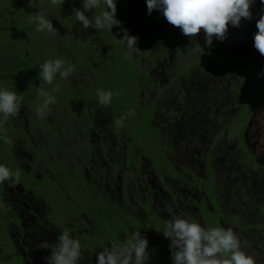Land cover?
Here are the masks:
<instances>
[{"label": "rangeland", "instance_id": "374dc122", "mask_svg": "<svg viewBox=\"0 0 264 264\" xmlns=\"http://www.w3.org/2000/svg\"><path fill=\"white\" fill-rule=\"evenodd\" d=\"M74 8L82 9V0H65V3L62 7L49 3L48 7V11L56 19H52V23L53 26L58 30L55 38L59 39L57 41V45L59 46L60 54H68V52L70 54L73 52L71 55H81L82 53L84 55L83 59L86 60L85 71L80 72V74L75 73L74 71L72 77L69 78V81L72 85H67L64 88L59 83L58 79L54 80L53 82V85H59V89H64L62 94L67 97L66 100L68 99V105L73 104L72 107L74 111L71 110V112H69L68 109H66L64 110L65 113L57 112L56 104H54L49 115L46 118L41 119L37 117L36 114L37 105L41 103V98L39 95L37 97H30L29 95L23 96L22 107L19 113L16 116L10 118L3 126H0V136H8V133L10 132L12 134L10 135L12 144L16 143L15 146L18 150L20 144L17 141L20 138L21 141H23L24 134L27 136H32V141H36L39 137L43 138L46 144H49L48 139L51 131L50 128H52V135H55L56 131H58L60 135V144H58L57 150H62L63 147L70 146V144H75L76 150L80 151L83 156H85L88 151V146L83 143L81 139L70 137V141L66 140L65 136L70 134L68 124L77 126L80 121L85 120L84 115L86 114V108L83 106V101L87 100L92 106L93 89L91 88H95L96 85L98 86V83L104 79L106 74L110 76L112 83L114 82L115 69L110 68L109 71L106 73L104 72V74L103 67L100 68V64L104 57L114 54V47L119 42V36L120 38L122 37V33L120 32L119 27H113V34L108 30H96L92 27L83 29L82 23L76 22L75 18L71 16L73 14ZM101 10L102 9L98 8L86 13V15L94 16L99 14ZM131 10H134L136 14L135 22L129 24L130 34L138 37L137 47L141 51L139 53L133 54L134 59H126L123 62L124 64L129 65L132 69L130 73L132 82L134 84L139 83V86L133 90L132 94H135L137 90L138 94L135 96V100L139 95L142 106L146 108L155 107L153 122L157 124V129L160 127L163 133L167 136V139H164L163 137L161 139L162 141H166L163 143L168 148L166 154L170 158H174L175 169L178 173L185 174L186 179L189 182H197V184H195V188L192 184L179 180L178 178H183L182 175L176 176L171 175L170 173L166 174V183H173L174 192L179 194L183 199V201H180L179 206L187 208L188 204L190 209H192L190 217L188 216V212L181 215L178 213V215L187 219L198 221L202 224V226L206 227V216L199 215L197 212V207L201 205L202 197L207 198L206 194L204 193V188L212 189L215 183L213 180L200 181L205 187L198 183L196 177L203 178V176L206 174V160L203 158L197 159L195 156H191V147L197 148L198 150L195 152L200 153L202 150H205L207 144L212 143L213 141H218V139L221 140L223 138L221 140V144H225V147H223L222 150L223 152H216L214 158L212 159V165L219 172L217 177L218 184L222 187L221 192L223 193L225 190H231V185L239 181L240 183L244 181V178L236 173L235 166L233 165L235 164L238 167L237 171H239L241 174L252 166V159L249 161H244L236 153L238 150H240L239 146H241L242 151L249 155L244 143L242 141L238 143L236 141L237 139L232 137L230 132V130L232 131V127L234 128V131L242 132L244 126L246 125V142L255 156L256 164L260 166V168L257 166H254L253 168L255 170L260 169L261 172H264V83L262 84V91L258 96V100H256V103L253 107L252 99L254 93L251 82H253L254 79L252 78L251 74H247L246 79L244 80L242 77V67L239 74L238 72L229 70L223 64L215 62H202L205 55H200L197 58L194 57L196 56V52L193 51V46L189 45L183 48L181 46L175 45V43L179 39H185L187 43L192 45H194L195 42H198L202 48L207 51H225L229 54L240 56L244 60H253L259 64L260 70L264 69V63H261L264 55H261L254 47L253 39L254 34L258 31L257 20L261 15H264V4H261L259 0H256V3L251 7L253 18L251 20L242 19L239 27H233L229 25L227 39L223 42L214 39L212 47H208L205 44L203 29H201V32L198 33L196 38H193L192 40L188 36L184 35L179 27H176V34L173 41L167 42L165 38L167 33L170 31V27L169 22L164 17L162 11L159 10V14L154 11L152 18H155L156 20H158V18H162L163 20H161L163 22L166 21V26L165 24L164 26H150L146 21L144 23L143 15L145 11L148 10L146 0H117V19L122 21L124 12H129ZM143 23L145 27H143ZM73 24L74 28L70 30L68 26H72ZM143 29H145V32L140 34ZM45 34L46 33H41V35ZM98 35L103 37L102 40L98 37ZM143 38L148 41V43L143 42ZM52 39V37H49V41L47 42V47L45 49L50 52L48 54L49 56L52 54ZM160 55H163L162 59L159 57ZM214 56L217 55H210L208 59L215 58ZM134 60L138 66L137 71H139V75L145 71L150 72L152 75L150 78V84L146 85L144 80H141L140 82V76L137 75L132 68ZM157 60H159V62ZM188 60L191 61L187 62ZM181 63L184 64L181 65ZM187 66L188 74L186 76H178L177 80L174 81L176 69H178L177 74L180 72L186 73ZM203 66H205V68H202ZM237 76L242 77L241 82ZM261 76L264 78V71L261 72ZM170 80L171 82L164 86V89L160 90V94H166L169 86L170 88H175V92L173 90L172 93H168L167 97L165 96L156 99L159 94L156 91V88L166 84ZM145 85L147 87L146 91L143 88ZM153 85L156 88H151ZM208 89H211L212 93L209 92ZM74 90L79 93V96L74 94ZM177 92L179 94H176ZM184 92L185 96H181L180 98L179 95H182ZM17 93L19 94V92ZM86 93L88 96H86ZM249 93L253 96H249L247 101V95ZM202 99H204L205 103L206 99H208L206 103V110L204 112L200 110V104L193 103L194 107L200 110V113H198V111H196L193 106L187 107L185 105L187 100H189V102H194ZM119 101H123L126 103V105H128V100L125 97L124 90H120L119 92ZM94 105L95 108L96 106L103 108V111L98 115L99 123L102 125L103 130L107 134L111 133L112 129L107 123L106 119L108 117H112L113 115L114 117L116 116L114 113H112V105L109 107H104L97 101L94 103ZM252 107L253 114L249 116L247 121V116L249 113H251ZM176 110H178L177 119L174 118V111ZM180 110H184L186 113V116L183 118L182 112H180ZM92 111L95 110L92 109ZM150 115L151 110H146L144 112V116L149 117ZM158 121H160L161 124H158ZM187 126H189L190 129H186ZM222 127H225V133ZM201 135L202 140L200 139ZM113 138L115 139L114 147L116 155H125V152L128 151L131 152L133 157L139 159L140 148L143 149L144 152L146 151L143 146H140L138 143L136 144V141L131 137L116 138L114 136L112 138L108 137V140L111 142ZM124 139H127L128 143H126ZM50 144L53 146L56 145V142H54V136L51 137ZM219 146L220 145L218 143L217 147ZM159 150L164 149L160 148ZM19 153L25 156L29 155V151H27L25 148L21 149ZM58 154H60L59 151ZM154 157L159 159L162 157V155L157 154ZM149 161L150 158H147V162ZM154 162L156 163L155 160ZM164 171L167 172V170ZM110 172L111 170H103L97 174L93 173L92 181L94 182L96 179L102 181L106 180L108 177L111 179V181H116L114 185L115 191L120 192L122 184L121 181L116 177L117 172H115L114 178ZM253 173L257 175L259 172L253 171ZM235 176H238L240 179L236 178ZM11 185L13 184L9 183V186ZM90 187L93 188L92 186ZM154 188H157L156 190L159 192V185H155V182L153 189ZM233 190L238 191L237 188ZM221 192L219 195H221ZM252 192L253 189L250 187L247 189H241V199H246V201H228L227 205L229 207L227 206L228 208H224L229 211V208L233 209L235 213L234 215L240 220L241 226L232 227L231 229L237 234L238 237L241 235L240 240L242 242V250H244L247 254L252 255L256 260V264H264V261H262L264 251H260L259 253L261 247H264V213H262L258 207L260 205L258 201L260 200H258L256 197H252ZM82 193L86 196L89 194V192L86 190ZM11 195V192L8 191L4 197L9 198ZM38 195L46 198L49 202H52V198L55 196L52 193L45 194L43 192ZM224 196L225 194H223V197ZM119 197H123V194ZM127 198L133 199L131 194H127ZM158 200L163 201L167 205L173 204L171 198L168 197L166 192H162V190L158 195ZM130 201H125L127 204L124 205L125 212L130 214L123 216L129 223L135 226L141 222V219L137 217L140 212H142L144 215H146L147 212L142 210L139 206H136L135 208V205L132 203L133 201ZM134 201L138 200L134 199ZM140 202L143 203L142 201ZM208 204L211 205L210 203ZM61 205L66 207V204L62 203ZM101 205L104 207L105 211L110 214L109 209L102 203ZM0 206H3L2 201H0ZM232 207H235L236 212ZM156 211L166 220L171 218L169 214H167L160 206L156 207ZM174 211H177L175 205ZM1 212L2 211L0 209V213ZM61 213V209H58L56 211V216L54 214L49 215L52 219L63 222L64 220L61 216ZM136 213L137 216L134 215ZM227 217L231 216H224V218ZM96 219L97 218H92L89 220V224L91 225V231H89L90 233H88L82 239H79L81 243L87 245L89 251H91V244L93 246L91 255H89L86 260V264H95L97 253L104 249L100 239L96 238L95 240L90 241L91 239L95 238L94 234L97 228H99V224L103 225L104 223ZM148 219H151L154 222L157 230L163 231L161 228L160 219L158 217L150 212L148 216L143 217V221L147 222ZM8 222L9 221L5 216L0 218L1 226H6ZM86 229L88 228L86 227ZM142 229L145 233V236L143 233L142 236H144L149 241V264H165L164 262H158V252L155 250L158 249V239H153L148 236L152 230L146 224L142 226ZM59 230L61 231L62 227H59ZM130 235L131 234H128V236ZM52 236V232H49L46 235L49 241H52ZM111 238L115 239L116 237ZM56 241L57 238L54 239L52 243H55ZM111 242L114 241L108 238L105 241L104 246H110ZM168 243L169 244L163 245L161 250L168 256V260H166L168 264H172V253L170 251V258V254L167 250L168 246L170 250V241ZM30 246L34 247L35 244L32 243ZM27 250L28 247H24L23 251L12 249L7 260L16 262L17 264H31L30 258L26 255ZM29 255L34 259L35 264H45V257H47L49 253L46 250H40L38 252H32ZM7 260L0 258V264H4L7 262Z\"/></svg>", "mask_w": 264, "mask_h": 264}, {"label": "flooded vegetation", "instance_id": "af4514ba", "mask_svg": "<svg viewBox=\"0 0 264 264\" xmlns=\"http://www.w3.org/2000/svg\"><path fill=\"white\" fill-rule=\"evenodd\" d=\"M159 62V60H157ZM157 64V62H156ZM181 66V65H180ZM177 70L176 69V75L174 76V81L177 80L178 76L182 75H177ZM149 77L148 81L146 83L150 84L151 80L150 78L152 75L148 71ZM140 80H145L144 77H140ZM172 80V79H171ZM168 81L167 83L171 82ZM177 83V82H176ZM145 85V86H146ZM144 86V87H145ZM143 87V88H144ZM151 88H156L151 87ZM146 91V89H144ZM157 91V90H156ZM139 99V104L140 106V97ZM112 105V111L114 110V103H111ZM150 105V104H148ZM254 107V106H253ZM253 107L250 115L247 117V121L249 119V116L253 114ZM103 110V109H102ZM146 110H151V115L149 117H146V119H150L151 121V126H152V133L149 135L150 140L147 141L148 134H144V137L141 139L140 146H143V148L146 150L144 152L143 149L140 148V158L136 159L131 155V152L129 154L125 152V155H116L115 154V147H114V142L115 139L113 138L111 141V146L108 150V156H109V169L108 171L111 170L110 174L114 178L115 172H117V179L121 181L122 187L120 192H116L115 188L113 187L109 193H105L108 195V199L104 196L102 193V196H99L98 193L102 192L100 188H91L89 187L86 191L89 192V194L83 195V191H76L74 193V187L76 184L78 185L80 181L84 178H89L92 181L93 173L91 172L90 168L87 166H83L82 163V153L80 151H76L74 153H77L76 156H69L66 154V152L62 150H55L54 153L51 152L50 147L53 145L50 144V139H51V133L49 136V144H46L43 140V138H39L36 141H32V136H27L24 134V140L21 141V138L17 141L20 144L19 150L16 148L15 144H12V139L10 138L11 145L9 146V157L13 158L15 161H18L20 165L23 166V168H20L18 171L21 172V176L19 179V182L16 184H13L9 186V182L3 183L0 185V201H2L3 206H0L1 213L0 215H5L8 219V224L9 227L7 231L10 232L11 238L13 240L14 246L8 247L7 248H0V258L6 259L9 257V253L12 248H17L18 250L23 251L24 247H28V250L26 254L31 260V264H35L34 259L30 257V253L32 252H38L40 250H46L50 256L51 255V249H43L38 247L39 244L43 243L45 240H47L49 243H52L54 239L58 237L60 233L63 231H69L73 238L75 239H82L85 237L89 231H91V225L89 224V220L92 218H97L98 220L102 221V219H99L96 216H93L92 213L95 209L101 207V210L105 211L104 207L101 205V203L104 206H109L110 201H121L120 205L121 207H124L125 201H130L132 200L133 204L136 206H139L142 210H145L147 212L146 215H144L142 212L138 216H148L149 213H153L156 217L160 219L161 222H166L167 220L164 219L162 216H160L157 211L156 207L160 206L161 208L164 209V206L167 205L163 201L158 200V195L162 192H166L168 197L171 198V201L173 202L171 206L174 209V205L177 208L176 213H178L181 209L182 206H179L180 201H183L181 196L177 193L174 192L173 190V183L168 184L166 183L165 177L167 173H170L171 175H182L183 178H178L179 180L192 184L195 187V184L197 182H189L186 179L185 174L178 173L177 170L175 169V162L174 158H170V161L174 163V172L168 171L162 164L157 165L154 162V158L151 154H149L147 147L148 144L153 145L155 150H157L159 147L164 148V142L165 140H161L162 137L164 139H167V136L163 133V131L160 129V127L157 129V124L153 122V114L155 111V107L153 108H146L143 106V114ZM115 114V112H112ZM100 112L96 114V118L94 117V122L96 127L93 129H90L86 131L85 136H88L89 140L92 142H97V140L103 139L108 140V137H116V138H122V137H130L127 136L126 134H122V136H118L116 132V124H115V118L114 115L112 117H108L106 119L107 123L110 125L112 132L107 134L103 128L102 125L99 123L98 115ZM90 115V114H89ZM110 121V123L108 122ZM246 121V124H247ZM160 121H158V124ZM161 124V123H160ZM246 126V125H245ZM244 126L242 132H236L234 131V128L232 127L231 136L235 137L238 143L240 141L246 143L248 153L251 156V161H252V166L248 168L247 171L244 173H239L237 171L238 167L234 164L235 166V171L236 173L244 178V183L240 181L231 185V190H225L223 193L222 187L218 184V177L217 174H219L218 170L215 169L212 165V159L214 158L216 152L221 151L223 152V147H225V144H221V140L218 139V141H213L212 143L207 144V147L205 150H202L200 153L195 152L198 150L197 148L191 147L190 154L191 156H195L197 159L203 158L206 160V174L203 176V178L196 177V180L200 185L204 184L200 181H210L213 180L215 185L214 187L211 188H204V193L206 194V197L201 198V205H199L197 208V212L199 215L204 216L206 213L209 217H216L218 220V223L220 222V225H222L223 228H232V227H239L241 226L239 218H237L234 214L233 209L229 208V210H226L224 207H227V202L228 201H246V199H241V189H247V188H252L253 192L251 193L252 197H256L260 205L258 206L259 209L261 210L262 213H264V172H261L259 170H255L253 167L257 166L260 168L259 165L256 164V159L252 151L250 150L246 139V127ZM223 131L225 133V127H222ZM186 129H190L189 126L186 127ZM107 134V135H106ZM216 134V133H215ZM132 138V137H131ZM200 139L202 140V135L200 136ZM126 143H128L127 139H124ZM219 143V147H217ZM240 150L238 152L242 151L241 146ZM27 149L29 151V155H21L19 152L21 149ZM166 151H168V148H164ZM174 150H175V139H174ZM58 151L60 154H58ZM165 151V152H166ZM213 151L210 153L208 156V152ZM176 152V151H175ZM174 152V153H175ZM236 152V153H238ZM50 153V154H49ZM199 153V154H198ZM202 153V154H201ZM49 154V155H48ZM147 158H150V161L147 162ZM80 163V166L78 170L76 169L73 173L72 178L76 180V183L73 181H70V183L74 184L73 186H69V189L66 187L65 184H61V189L57 187L56 185V174L59 171L61 173L62 166L68 168H77V165ZM118 167H117V166ZM116 166V167H114ZM128 169L131 170L133 173H135L129 180V183H126L127 185L137 189V191L131 192L128 188L126 187V184L124 183L123 179L120 176V173L122 169ZM164 170H167L165 172ZM254 172H259L257 175ZM82 174V175H81ZM260 176V178H259ZM236 178H239L238 176H235ZM108 181H111L110 178H108ZM240 179V178H239ZM93 182V181H92ZM154 182L155 185H159V192H157V188H154ZM9 186V187H8ZM205 187V186H204ZM196 188V187H195ZM237 188L238 191H234L233 189ZM73 189V190H72ZM125 189L130 191L133 199L124 197L125 194ZM51 191H57L63 196L70 195V193H73L76 198L72 197L74 205L72 206L66 205V207H63L62 205H53L52 202L50 203L46 198L39 196L38 194L40 193H45L49 194ZM11 192V196L9 198H5L4 196L6 195L7 192ZM70 191V192H69ZM65 194H64V193ZM221 192V195L219 193ZM123 194V197H119L120 195ZM223 194L225 196L223 197ZM211 196V199H210ZM96 197V198H95ZM223 197V198H222ZM92 199V200H89ZM134 199H137L138 201H134ZM110 200V201H107ZM142 201L143 203H141ZM194 201V199H193ZM209 201V202H207ZM131 202V201H130ZM210 203L211 205H209ZM127 204V203H126ZM229 207V206H228ZM227 207V208H228ZM108 208V207H107ZM235 209V207H232ZM58 209H61L62 213L61 216L63 218V222L54 220L51 218L49 214H54L56 216V211ZM187 209H188V216H191V211L189 205L187 204ZM236 212V209H235ZM122 214L120 215L121 219L126 220ZM137 216V213L134 214ZM230 215L231 217L224 218V216ZM170 216V215H169ZM96 219V220H97ZM170 219V218H168ZM193 220V219H192ZM18 223H17V222ZM206 222L208 221L207 218L205 220ZM104 222V221H102ZM105 223V222H104ZM116 224V223H115ZM146 224L150 229L154 227V222L151 219H148L147 222H144L143 224H140L137 231L140 230L141 234L145 236L144 230L142 229V226ZM117 225V224H116ZM59 227H62V230H59ZM86 227L88 229H86ZM119 227V226H118ZM101 228V229H100ZM29 229H38L40 233L34 234L30 240L28 241H23V230L28 233ZM105 230V236L102 237L99 231ZM124 230V231H123ZM152 230V229H151ZM88 231V232H87ZM136 231V229L131 226L128 228V230L124 228L113 229L112 226H109L108 224L101 226L99 224V228L95 231V238L91 239L90 241L95 240L96 238L101 240V243L103 244V248L105 241L109 238L110 240L120 243L122 242L126 237H128V234H132V232ZM52 232V241H49L46 237V235ZM150 238L154 237L150 233L148 235ZM163 236V235H161ZM241 239V235H239ZM111 237H116L111 238ZM23 242V246H22ZM169 242V241H168ZM5 243V242H4ZM32 243L35 244L34 247L30 246ZM82 244V252H81V257L79 259V264H86V260L89 255H91L92 252V244H91V251H89L88 247L86 244ZM168 244L167 240L159 239L157 240V247L158 249H155L158 252L157 258L158 262H164L165 264H168L166 260H168V256L162 252V247L163 245ZM167 250L170 254L171 258V253L169 250V246L167 247ZM5 262L4 264H6ZM47 264V262H45Z\"/></svg>", "mask_w": 264, "mask_h": 264}, {"label": "trees", "instance_id": "16d2710c", "mask_svg": "<svg viewBox=\"0 0 264 264\" xmlns=\"http://www.w3.org/2000/svg\"><path fill=\"white\" fill-rule=\"evenodd\" d=\"M49 1L50 0H42L43 10L45 11V14L46 16H48V18H50L51 20L52 19L56 20L54 16L48 11L49 10L48 7L50 3ZM37 11H39L38 8H33L29 6V0H0V86L6 87L11 91L19 92L21 97L28 96V95L30 97L38 96V91H39L38 87L41 84V80L39 77L40 65L45 60L56 59V58L64 59L66 61V64H73L75 66L74 71L75 73H78V74H80V72L82 71H85L86 69V60L83 59L84 55L82 53L81 55H71V53L73 52H71L70 54L68 52V54L61 55L59 52V46L57 45L58 44L57 41L59 39H56L55 36H49L48 34L41 35V33H38L35 31V25L33 23H29V20L32 15L36 14ZM154 11H156L159 14V10H153L151 14H148V10L145 11L143 15L144 23L146 21L150 26L152 25L164 26V24L166 26V23H165L166 21L163 22L162 18H161L162 20L160 18H158V20H156L155 18H152ZM135 14L136 12L134 10H131L129 12H124L123 20L121 21L122 27L126 28L129 34H130L129 24L132 22H135ZM144 23H143V27H145ZM169 27H170V31L167 33L166 38H165L167 42L173 41L174 36L176 34L175 28L177 26H174L169 23ZM68 28L72 30L74 28V24L72 26H68ZM144 32H145V29H143L140 34ZM49 37L53 38L52 48H51L52 54L50 56L48 55L50 52L48 50H45L47 47V42L49 41ZM98 37L101 40L103 38L100 35H98ZM119 39H120V36H119ZM142 41L145 43H148V41H146L144 38L142 39ZM175 45L181 46L183 48L189 45L194 46L192 44L187 43L185 39H179L175 43ZM114 50H115L114 54L110 56L107 55L106 57H104L100 64V68L103 67V73L108 72L110 68L115 69L114 82L112 83V81L110 80V76L106 74L104 79H102L98 83V86L96 85L95 88H91L93 89L92 106H91V103H88L87 100L83 101V106H85L86 108V114L84 115L85 120L80 121L77 124V126L73 124H68L70 134H68V136L67 135L65 136L67 141H70L71 138L81 139V141L88 146V151L86 155L82 156L81 164L83 166L89 167L91 172L95 174L103 170H108L110 168L108 150L110 146L112 145L109 140H104L103 137L102 139L97 140V142H92L89 140L88 136H85L87 129L90 130L96 127L95 122H94V117L96 118V114L98 113V111L99 112L103 111L102 107H97V106L96 108L94 107L95 106L94 103L98 101V98L96 95L98 89H103L105 91L110 90L113 92L112 102L114 103L113 112H115V115H116L114 117L115 121L118 119H122L123 121L122 125L120 126L116 125L115 133H117L118 136H122V134H126L127 136L132 137V139L136 141V144L137 143L140 144L141 139L144 137V134L146 133L148 134L147 141H149L150 140L149 135L153 132L151 121L149 118L146 119V117L143 114V106H140L139 104L138 98L140 96L138 95L136 99L137 101L135 100V96H137L138 91L136 90L137 92V93L135 92L136 95L132 94L133 90H135L136 87L139 86V83L134 84L132 82L131 76H130L132 69L130 68L129 65L123 63L124 60L126 59H129V60L134 59V55L131 58L128 55H126L127 49L120 42H118L115 45ZM200 55L202 56L205 55L202 62H205V63L215 62V63L223 64L229 70L233 72L234 71L238 72L239 74H240V70L242 67L243 69L242 77L244 80L246 79L247 74H251L252 78L254 79V81L251 82L254 96L249 93L247 95V101H248L249 96H253L252 103H253V106L255 105L256 100H258V96L262 91V84L264 83V78L261 76V72H263L264 69L260 70L259 64L257 62H254L253 60L249 61L247 59L244 60L240 56L229 54L225 51H220V50L207 51L203 49L202 46H201V49L196 51V56L194 57L197 58ZM210 55H217V56L220 55L221 58L220 56L219 57L214 56L215 58L208 59ZM159 57L162 59L163 55H160ZM190 61L191 60H188L187 62H190ZM261 63H264V58L261 60ZM182 64L184 63H181V65ZM188 66L186 67V73L180 72L177 75L186 76L188 74ZM132 68L134 69L136 74L139 75V71H137L138 66L135 63V60L133 61ZM202 68H205V66H203ZM139 76L145 78L144 82L146 84L148 81V77H149L148 71L143 72ZM237 77L239 78L241 82L242 77L240 76H237ZM58 81L64 88L67 85H72L69 79L67 80L58 79ZM135 81H136V78H135ZM167 84L168 83L158 86L156 88L157 92L159 93L156 99L165 97V96L167 97L168 93H172L173 90L175 92V88L173 89L172 87L170 88L169 86L166 94L161 95L160 90L164 89L165 88L164 86H166ZM53 86L54 85H46V87L48 88H51ZM144 89L147 90V87L145 86ZM120 90L125 91V97L128 100V105H126V103H124L123 101H119ZM63 91L64 89L60 88L59 91L54 93V95L57 97V100L55 103L57 112L65 113L64 110L66 109H68L69 112H71V110L74 111L72 107L73 104L68 105V102H67L68 99L66 100L67 97L62 94ZM208 91L211 92V89H208ZM74 94L79 96V93L76 90H74ZM176 94H179V93L177 92ZM86 96H88L87 93H86ZM181 96L182 97L185 96V92L182 93V95H179L180 98ZM207 101L208 99H206V103ZM188 102L189 100L186 101L185 105L187 107L193 106V108H195V110L198 111V113H200V110L202 112L206 110V103L204 99L194 101V102H189V103ZM193 103L200 104L201 109L198 110L196 107H194ZM92 109H94L95 111H92ZM177 111L178 110L174 111V118L176 119L178 117ZM180 112H182V118L186 116V113L184 112V110L182 111L180 110ZM248 115H250V113ZM108 122L110 123V121ZM50 129H51L50 131L51 137L54 136V142H56L55 146L50 147L51 152L54 153L55 150H57L58 148V144H60V135L58 131H56L55 135H52V128ZM10 135L12 134L9 132L7 136L9 139L11 137ZM243 143L246 146L245 141ZM10 145L11 143H4L3 140H0V164H3L9 167L10 170L15 172V171H18L20 168H23V166L20 165L18 161H15L13 158L9 157V153H10L9 146ZM160 148L162 147H159L157 150H155L153 145L148 144L147 150L149 154L153 156L157 165L162 164L164 168H166L168 171L174 172V163L170 161V158L166 154L165 152L166 150L164 149V148H167V146L164 145V148H163L164 150H159ZM62 151L68 153L67 155H69L70 157L73 155L76 156L77 154V153H74L77 151L75 144H70V146L63 147ZM127 153L129 154L128 151ZM210 153L211 151L208 152V156L210 155ZM247 153H248V150H247ZM157 154H161L162 157L159 159L158 158L156 159L154 156H156ZM237 154L244 161H249L251 159V156L249 153H248L249 155H247L243 151H240ZM195 156H197V154H195ZM79 166H80V163L77 165V168H69V169L67 168L66 169V167L62 166L61 173L59 171L57 172L56 185L57 187L60 188L61 191H63L61 189V186L63 184H65L66 187L69 189V186L74 185L70 183V181H73L74 183H76V180L72 178V176L74 174L73 172L76 169L78 170ZM134 174L135 173H133L131 170H128L126 168V169H122L120 176L123 179L124 183L126 184V183H129L130 178ZM20 176H21V172H20ZM115 183L116 181H108V179L102 180V181L99 179H96V181L92 182L91 179L87 177V178L82 179L78 185L76 184V186L74 187V190L73 189L72 190L75 193L76 191H85L90 186H92L93 188L95 187L100 188L102 192H99L98 195L102 196V193H103L106 199H108L107 198L108 195L105 193H109L111 189L114 187ZM126 187L130 188L129 190L131 192L137 191V189L127 184H126ZM130 191L125 189L124 197H126L127 193H130ZM50 193L55 195L52 198L53 205H61L62 203L69 205V206H72V204L74 205V203H72L73 201L72 197L76 198V196H74L73 193H70L72 197L70 195L63 196L57 191L50 190ZM107 201H110V200H107ZM120 203L121 201H110L109 202L110 208L109 206L107 207L110 211V214H108L106 211L101 210V207H100V209L99 208L95 209L92 215L98 217L99 219H102V221L105 222L101 226L108 224L109 226H112L113 229H117V230L119 229V227L128 230V228L131 226H133L135 229H138L139 225L144 223L143 216H137L138 218L141 219V222L140 224L135 225V226L129 223L127 220L121 219L120 215L130 214V213L125 212L124 207H121ZM186 212H188V209L186 207H182V209L178 213L181 215ZM2 216H5V215H0V218ZM206 218L208 220L206 222V227H222V225H220V222L218 223V220L216 217H209L207 214ZM165 226H166V222H161V228L163 230L165 229ZM8 227H9L8 223L6 224V226L0 225V229H1L0 248L1 247L7 248V245L8 247L14 246L10 232L7 231ZM151 229H152L151 234L154 237V239L167 240V243L168 241H170L168 238L164 236L163 232L157 230L155 226L152 227ZM38 233H40L38 229H29L27 234L23 230V233H22L23 241L30 240V238L34 234H38ZM99 233L101 234L102 237H104L106 231L100 230ZM22 246H23V242H22ZM12 249L18 250L16 247ZM260 251H264V247H261V249L259 250V253ZM262 261H264V256L262 257ZM6 264H17V263L7 260Z\"/></svg>", "mask_w": 264, "mask_h": 264}, {"label": "clouds", "instance_id": "9594fccd", "mask_svg": "<svg viewBox=\"0 0 264 264\" xmlns=\"http://www.w3.org/2000/svg\"><path fill=\"white\" fill-rule=\"evenodd\" d=\"M259 2L264 4V0ZM64 3L65 0H50V4L61 7ZM146 3L148 14L153 10L162 11L170 24L179 27L192 40L203 29L205 44L212 47L214 39L220 42L227 39L229 25L239 27L242 19L253 18L251 7L256 0H146ZM29 6L39 9L29 20V23L35 25V31L55 36L58 30L46 16L42 0H29ZM98 8L102 9L99 14L86 15ZM71 16L76 22L82 23L83 29L92 27L112 33L113 27H119L122 37L118 40L126 47V55L131 58L133 54L141 52L137 47L138 37L130 35L117 19V0H82V9L74 8ZM257 29L253 37L254 47L264 55V15L257 20ZM199 49L201 45L195 42L193 51ZM74 67L61 58L48 59L40 65L41 84L38 95L41 103L36 108L37 117L46 118L57 100L54 93L59 91V85L51 88L46 85H53L57 79L71 78ZM96 95L100 105H111L112 91L98 89ZM21 107V95L0 86V126L16 116ZM122 123V119L115 121L117 126ZM0 140L11 143L7 136H0ZM19 179V171L13 172L0 164V184H16ZM164 211L171 217L167 219L162 232L171 242L172 264H256L255 258L242 250V242L231 228L202 226L198 221L178 215L169 205L164 206ZM148 245L149 241L142 236L140 230L134 231L121 243L111 242L110 246L97 253L95 264H149ZM38 247L51 249V255L45 257L47 264H79L82 244L69 231L60 233L55 243L45 240Z\"/></svg>", "mask_w": 264, "mask_h": 264}]
</instances>
